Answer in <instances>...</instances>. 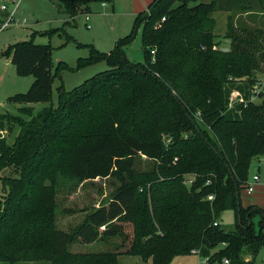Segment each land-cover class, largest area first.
<instances>
[{"label": "trees", "instance_id": "1", "mask_svg": "<svg viewBox=\"0 0 264 264\" xmlns=\"http://www.w3.org/2000/svg\"><path fill=\"white\" fill-rule=\"evenodd\" d=\"M55 1L75 18L90 12L95 0ZM256 9H264V0H152L136 17L142 62L128 60L119 42L98 56L112 68L70 93L59 87L57 107L30 120L0 114L20 126L15 143L0 139V260L125 264L118 256L132 254L140 256L138 264H167L199 248L212 259L254 264L264 246V217L257 232L251 218L258 208L243 207L240 193L248 188L251 160L264 156V92L260 101L250 100L264 50L243 48L252 42L230 34L235 44L214 48V12ZM4 17L0 10V25ZM52 50L23 40L2 53L19 75L34 76L30 88L9 101L52 99ZM236 89L246 105H230ZM141 157L154 164L149 178L138 177ZM7 166L12 176L1 174ZM59 174L81 181L115 177L120 185L108 202L63 230L56 227L54 203L45 199L53 191L46 181L54 183ZM227 210L236 213L234 230L219 219ZM114 237L121 242L107 251L70 250L74 242ZM245 252L254 258L246 260Z\"/></svg>", "mask_w": 264, "mask_h": 264}, {"label": "rangeland", "instance_id": "2", "mask_svg": "<svg viewBox=\"0 0 264 264\" xmlns=\"http://www.w3.org/2000/svg\"><path fill=\"white\" fill-rule=\"evenodd\" d=\"M15 1L18 5L14 11L12 24L5 29H0V113H9L23 120H30L45 107H57L59 87L70 93L98 73L112 68L105 58L98 56L110 54L119 42H123V52L128 60L143 61L142 26L135 31L136 17L152 0H95L90 5V12H79L75 18L61 11L59 3L55 0H0V10L5 13L4 21L15 8ZM2 4H6L8 10H2ZM214 16L216 41L219 42L214 48L228 50L235 44V40L229 37L230 34L238 40L252 42L249 47L241 44L243 48L253 51L255 47H259L258 49L264 50V34L262 33L264 32V9L218 10L214 12ZM24 19L25 22H23ZM130 35H132L130 41L124 42ZM23 40L51 44L53 47L52 71L55 74V80L50 101L30 104L9 101L11 95L27 91L34 81L33 75H19L11 59L2 55L10 45ZM236 43L239 44L238 41ZM86 60L88 61L85 63ZM255 78L256 86L260 85V90L264 92L263 64L255 69ZM260 100L261 98L257 101ZM25 106L33 107L32 114L22 109ZM19 131L20 126L11 117L0 118V139L13 144ZM153 165V162L145 157L139 158L136 164L138 177L149 178ZM249 168L251 174L249 182L255 174L260 176V181L255 185V191L252 193L246 191L247 186L242 189L240 199L243 207L253 205L258 208L251 221L255 230L259 232L260 221L264 217V156L253 158ZM1 174L12 176V168L8 166L2 168ZM187 177L189 179L187 184L190 185L193 177L192 175ZM46 183L50 188L53 187V191L50 189L45 195L46 202L51 205L54 203L56 227L63 230H70L77 226L89 212L108 202L120 185V181L115 177L81 181L61 174L57 176L54 183L51 181ZM219 219L227 228L232 230L237 228L238 222L234 210L224 211ZM121 239L122 237H114L108 242L95 241L90 244L74 242L70 250L72 252L107 251L112 249L114 244L120 243ZM243 256L246 260L254 258L247 252ZM118 259L125 264L141 262L140 256L132 254L119 255ZM199 262L200 256L190 252L175 256L167 264H199ZM0 264L11 263L0 260ZM13 264H51V262L22 259ZM254 264H264V246L255 255Z\"/></svg>", "mask_w": 264, "mask_h": 264}, {"label": "built area", "instance_id": "3", "mask_svg": "<svg viewBox=\"0 0 264 264\" xmlns=\"http://www.w3.org/2000/svg\"><path fill=\"white\" fill-rule=\"evenodd\" d=\"M103 4L105 5L106 2H103ZM18 5V2L15 1V8L13 9V11H11V14L7 17V19L0 25V29H5L8 26H10L14 20V11L16 10V7ZM2 10H8V6L6 4H2L1 6ZM86 19H89V15L88 13L86 14ZM163 20L165 19V17L162 18ZM25 22V19L24 21ZM152 54H155V49L151 51ZM260 85H255L254 88L252 89V93H251V97L250 100L251 101H257L260 97V94L262 93V90H260ZM237 101H242L245 103V105L247 104V101H245L243 95L241 94L240 91H233L232 95H231V102L230 105L232 106L235 102ZM260 181V176L255 174L252 177V181H250L248 183V188H247V192L248 193H252L255 190V185ZM218 223L215 222V225H217ZM193 253H196L200 256V262L199 264H231V260L227 257L220 259H212L211 256H205L202 255L200 252V249H193L192 250Z\"/></svg>", "mask_w": 264, "mask_h": 264}, {"label": "crops", "instance_id": "4", "mask_svg": "<svg viewBox=\"0 0 264 264\" xmlns=\"http://www.w3.org/2000/svg\"><path fill=\"white\" fill-rule=\"evenodd\" d=\"M104 2H105V1H104ZM30 107H31V106H30ZM32 108H33V107H32ZM0 114H4V113H0ZM258 183H259V182H258ZM258 183H257V184H258ZM254 191H255V190H254ZM254 191H253V192H254Z\"/></svg>", "mask_w": 264, "mask_h": 264}, {"label": "water", "instance_id": "5", "mask_svg": "<svg viewBox=\"0 0 264 264\" xmlns=\"http://www.w3.org/2000/svg\"><path fill=\"white\" fill-rule=\"evenodd\" d=\"M239 205H240V203H239ZM240 208V207H239ZM241 221H240V216H239V223H240Z\"/></svg>", "mask_w": 264, "mask_h": 264}]
</instances>
